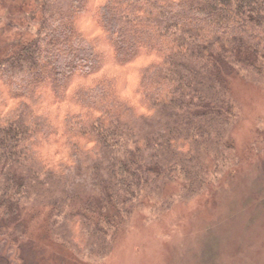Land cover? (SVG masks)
Instances as JSON below:
<instances>
[{
  "label": "trees",
  "instance_id": "obj_1",
  "mask_svg": "<svg viewBox=\"0 0 264 264\" xmlns=\"http://www.w3.org/2000/svg\"><path fill=\"white\" fill-rule=\"evenodd\" d=\"M39 4L0 57V236L18 250L36 210L103 258L147 201L167 210L236 165L231 82L264 83V0Z\"/></svg>",
  "mask_w": 264,
  "mask_h": 264
},
{
  "label": "rangeland",
  "instance_id": "obj_2",
  "mask_svg": "<svg viewBox=\"0 0 264 264\" xmlns=\"http://www.w3.org/2000/svg\"><path fill=\"white\" fill-rule=\"evenodd\" d=\"M40 19L39 0H0V57L31 39ZM231 91L238 107L231 133L237 162L202 193L164 211L147 201L103 258L62 247L32 210L23 217L18 250L0 236V264H20L18 258L22 264H264V83L234 77Z\"/></svg>",
  "mask_w": 264,
  "mask_h": 264
}]
</instances>
